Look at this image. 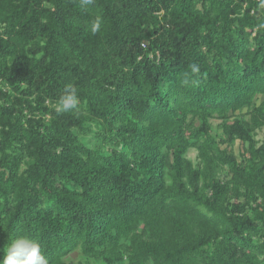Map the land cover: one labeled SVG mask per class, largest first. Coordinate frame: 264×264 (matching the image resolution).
Returning <instances> with one entry per match:
<instances>
[{"label": "trees", "instance_id": "16d2710c", "mask_svg": "<svg viewBox=\"0 0 264 264\" xmlns=\"http://www.w3.org/2000/svg\"><path fill=\"white\" fill-rule=\"evenodd\" d=\"M261 129L264 0H0V258L264 264Z\"/></svg>", "mask_w": 264, "mask_h": 264}, {"label": "clouds", "instance_id": "9594fccd", "mask_svg": "<svg viewBox=\"0 0 264 264\" xmlns=\"http://www.w3.org/2000/svg\"><path fill=\"white\" fill-rule=\"evenodd\" d=\"M98 26L99 21L95 22V28ZM192 71L198 72L199 69L193 65ZM78 105L79 98L75 86L72 84L65 85L63 94L57 101L58 110L71 112L76 110ZM0 264H47V259L37 240L27 235H20L7 245L2 258H0Z\"/></svg>", "mask_w": 264, "mask_h": 264}, {"label": "rangeland", "instance_id": "374dc122", "mask_svg": "<svg viewBox=\"0 0 264 264\" xmlns=\"http://www.w3.org/2000/svg\"><path fill=\"white\" fill-rule=\"evenodd\" d=\"M247 110L245 109L243 111V113H246ZM212 124H213V129H214V134L216 135L217 139L219 141H221L222 137H223V130H222V121L221 120H218V119H215L212 121ZM256 139L257 141H259V143L261 144L262 141L264 140V129H261L257 132V136H256ZM223 148H226L227 145H222ZM231 151L237 155V156H240V154H242L243 152V145L237 141L235 143V145L233 147L230 148ZM189 158L195 163L197 164L198 163V152L196 150H191L190 153H189ZM81 259V255L80 253H75V254H72L70 257H69V261L70 262H73V263H76L78 262V260Z\"/></svg>", "mask_w": 264, "mask_h": 264}]
</instances>
